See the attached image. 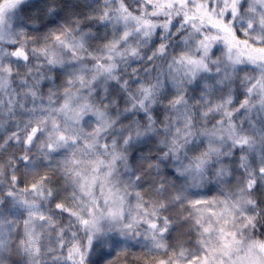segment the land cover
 <instances>
[{
  "label": "snow or ice",
  "instance_id": "6c2138e0",
  "mask_svg": "<svg viewBox=\"0 0 264 264\" xmlns=\"http://www.w3.org/2000/svg\"><path fill=\"white\" fill-rule=\"evenodd\" d=\"M0 264H264V0H0Z\"/></svg>",
  "mask_w": 264,
  "mask_h": 264
}]
</instances>
